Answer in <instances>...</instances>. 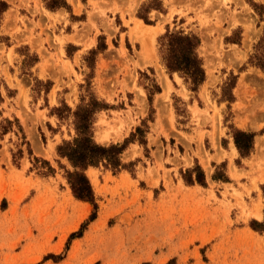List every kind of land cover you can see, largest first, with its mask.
I'll return each mask as SVG.
<instances>
[{"label": "rangeland", "instance_id": "374dc122", "mask_svg": "<svg viewBox=\"0 0 264 264\" xmlns=\"http://www.w3.org/2000/svg\"><path fill=\"white\" fill-rule=\"evenodd\" d=\"M1 1L7 11L0 21L12 22L9 35H0L1 51L7 39L17 45L5 55L15 71L5 73L9 85L0 76V94L13 98L10 106L0 97V132L3 119L12 121L0 135V264H264V231L249 226L264 214V74L247 62L263 32L264 0H169L166 15L165 0L136 6L135 16L163 27L158 34L199 38L205 77L196 92L177 73H166L156 26L134 20L126 38L121 20L133 10L131 0L124 8L120 0H76L75 15L74 0L57 8L47 7L53 0ZM21 11L45 19L26 43L19 37L32 20ZM174 12L180 17L173 19ZM138 21L155 31L149 44L142 36L145 46L132 33ZM152 49L160 73L158 65L138 67ZM38 55L39 68H31ZM90 93L105 104L94 113L97 143L120 144L140 127L145 144H126L118 172L86 168L96 205L87 221L93 206L71 195L70 167L55 154L60 140L74 134L70 117L59 120L51 109L64 104L72 111ZM232 128L254 133L247 156L232 145ZM195 164L204 185L182 179Z\"/></svg>", "mask_w": 264, "mask_h": 264}, {"label": "trees", "instance_id": "16d2710c", "mask_svg": "<svg viewBox=\"0 0 264 264\" xmlns=\"http://www.w3.org/2000/svg\"><path fill=\"white\" fill-rule=\"evenodd\" d=\"M54 5H50L48 8H57L59 6H65V3L61 0H53ZM7 4L0 0V14L5 11ZM136 16L141 18L144 23L150 24L145 18L136 13ZM156 53L161 63L163 64L167 74L175 72L182 78L187 88L196 92L198 86L204 80V69L202 66L201 58L198 56L196 49L199 45V38L192 33H183L182 31L165 30L163 33L158 34L155 37ZM94 53L92 49L89 51ZM247 62L258 68L264 74V28L261 36L257 42L253 45L252 52L249 53ZM159 91V87L155 85V92ZM148 106L150 107L151 98L147 96ZM101 108H105V104L98 101L93 94L90 93L89 100L86 102H80L75 108L70 109L62 104L61 108L54 107L51 110L52 114H55L57 119H67L70 117V122L73 128V136L70 139H61L55 146V154L59 158H63L67 161L70 169L65 170V179L70 189L71 195L82 201H87L93 206V212L87 218V221L92 220L95 217V208L93 192L91 184L85 175V170L88 167H96L102 165L104 168L111 170L113 173L118 172L124 167V164L120 160V154L125 148L126 144L131 140H137L140 144L144 145V132L140 127H136L135 131L130 133L129 139H125L122 143H109L100 144L93 139L92 123L94 120V113ZM62 110L65 111L62 114ZM4 125L1 126L2 130L0 135L4 134L11 129L10 125L12 121L8 119L2 120ZM13 121L16 124L17 129L21 133V139L23 143L24 135L22 128L17 119ZM142 124H144L142 122ZM232 142L240 157L247 156L253 144V132H247L239 129L232 128ZM28 154H30L27 148ZM17 154H21V150H17ZM47 166V171L51 172L52 168L49 164L42 160ZM194 173V176H192ZM182 179L187 184L198 183L204 185V175L202 170L197 164L193 168L187 169L182 176ZM212 180L227 181L223 174L211 175ZM249 226L255 231H264V214L263 220L257 222L252 220ZM82 227L79 228L78 233L71 232L69 237L75 234L79 235Z\"/></svg>", "mask_w": 264, "mask_h": 264}, {"label": "crops", "instance_id": "0c3cea01", "mask_svg": "<svg viewBox=\"0 0 264 264\" xmlns=\"http://www.w3.org/2000/svg\"><path fill=\"white\" fill-rule=\"evenodd\" d=\"M8 3H10V1H8V0H6ZM120 1H123V5H122V8H124L125 7V3L127 2V0H120ZM131 1H133V2H135V4H134V8H133V10L131 11V13H128V12H126L125 11V14L123 15V20H121V26H123L124 27V33H125V36H126V38H127V36H128V30H129V27L134 23L133 21L134 20H141L139 17H136L135 15H134V10H135V8H136V6L140 3V1L141 0H131ZM165 1H169V0H165ZM29 3V7L32 9V2H28ZM76 5V0H74V2H73V4H72V13H73V15H75L76 13H80V11H81V8H77V6H75ZM172 4L170 3V2H168L167 3V6H165L166 7V12H165V15L168 13V9H170V6H171ZM173 6V5H172ZM229 6H232L231 4L229 5ZM75 9V10H74ZM6 11H7V9L3 12V14H5L6 13ZM77 11V12H76ZM23 11H21V12H19V15H24L27 19H31L32 20V24H29V23H27V25H28V33H23V34H21L20 35V39H21V43H26L27 42V39H28V37H29V35H31V36H34V35H36L37 34V30H38V28H37V22H39V20L41 19L42 20V22H45V19L43 18V17H41V14L40 13H35V15L33 16V17H29V15H27V13H25V11L22 13ZM111 12H114V13H116L117 14V16H119V13H120V10H113V11H111ZM29 14H30V12H29ZM172 15V18L173 19H175V18H179L180 17V15L179 14H177V13H172L171 14ZM124 21L127 23L126 25H125V23H124ZM142 21V20H141ZM143 22V21H142ZM165 23V22H164ZM144 24V23H143ZM147 24V23H146ZM15 25H17L21 30H22V27H21V25H20V23H18V22H16L15 23ZM150 26H156L157 27V30H156V33H155V36L161 31V29H163V27H159L156 23H150L149 24ZM166 24H164V26H165ZM8 27H12V22L11 21H9L8 23H6V21H5V16L3 17V19H1V21H0V35H2V34H8L9 35V32L6 30ZM229 28H232V26H228ZM30 33V34H29ZM7 36V35H6ZM154 36V37H155ZM128 39V38H127ZM8 40V44H4V45H2V51H1V48H0V76H1V78H3V82H4V84H7V85H9L8 84V81H5L6 80V78H5V73H7L9 76H11V74H13V72H15V71H12L11 70V68H10V64L7 62V60H6V57H5V55H6V53L8 52V50L9 49H11V52L13 53V51H14V48H15V46L17 45V43L16 42H12V40H15L14 38L11 40V38L10 39H7ZM33 50L36 52V48H35V46H33ZM137 50H138V43H137ZM3 54V55H2ZM149 55H150V59H149V61L147 62V63H145V64H143L142 66H138V67H150V68H153L154 69V67H155V65H158V71H159V73H160V71H161V68H160V64H159V59L157 58V56H156V54H155V52H154V50L152 49L151 50V52H149L148 53ZM136 56V55H135ZM42 62V60H41V58H40V56L38 55V56H35V59L32 61V65H31V68H39V65H40V63ZM18 76V75H17ZM18 78V77H17ZM20 80V82L22 83V79H19ZM169 80V79H168ZM162 82H163V79L161 80V84H160V86H159V91L156 93V95H158L159 93H160V91H161V89H162ZM11 83H12V80H11ZM17 87V86H16ZM18 95H19V91H18V89H17V91H16V93H15V98H17L18 99ZM0 97L2 98H4V100L5 101H3L5 104H6V102L11 106L12 104H11V101L13 102V98L12 97H6V96H3V95H1L0 94ZM233 100H235V99H233ZM156 108V107H155ZM155 114H156V117H157V110L155 111ZM233 145V144H232ZM235 148V147H234ZM237 152V151H236ZM242 177V176H241ZM260 212V211H259ZM261 213V212H260Z\"/></svg>", "mask_w": 264, "mask_h": 264}, {"label": "bare ground", "instance_id": "6f19581e", "mask_svg": "<svg viewBox=\"0 0 264 264\" xmlns=\"http://www.w3.org/2000/svg\"><path fill=\"white\" fill-rule=\"evenodd\" d=\"M136 23L137 24L132 29V33L135 35V38H136V36L138 37V35H139V37L141 36L142 39H140L139 37H138V39H140V41L141 40L143 41V37L142 36L145 35V36L149 37V40L150 41L148 42V44L151 43V42H153V34L155 33L154 29H152V28L150 29L149 26L147 27L146 24H143L141 21H138ZM149 29H150V31H149ZM132 33H131V35H132L131 37H133V34ZM142 41H141L142 45L145 46V43L146 42L145 41L142 42ZM140 50H142V53L145 51V49H140ZM140 56L142 57V55H140Z\"/></svg>", "mask_w": 264, "mask_h": 264}]
</instances>
